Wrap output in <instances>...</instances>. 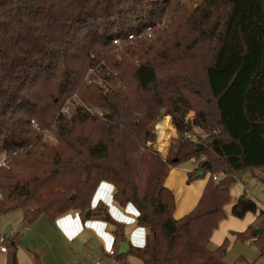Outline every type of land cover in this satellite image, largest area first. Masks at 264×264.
Wrapping results in <instances>:
<instances>
[{"label": "trees", "instance_id": "obj_1", "mask_svg": "<svg viewBox=\"0 0 264 264\" xmlns=\"http://www.w3.org/2000/svg\"><path fill=\"white\" fill-rule=\"evenodd\" d=\"M180 12L176 0H0V154L7 156L0 158L7 163L0 167V217L20 210L27 226L41 215L53 225L84 209L82 221L102 217L112 229L113 257L125 264L126 256L116 255L126 241L123 226L103 206L90 211L98 184L107 181L113 202L132 204L136 225L146 229L145 245L130 247L129 255L142 264H224L227 244L209 248L219 224L227 215H264L245 195L233 205L229 197L235 172L264 169V0H202L187 15ZM166 15L176 18L173 32L155 45L145 30ZM113 40L126 44L133 64L115 58ZM192 58L202 63L196 70ZM101 61V84H86L88 70ZM163 69L167 74L159 76ZM77 89L98 114L81 106L71 117L58 114ZM86 89L97 93L94 102ZM190 95L206 108L186 121ZM163 115L172 117L178 150L163 162L138 158L132 178L128 151ZM50 128L58 147L43 142L41 131ZM194 129L203 134L194 139ZM61 145L72 154L63 156ZM190 161L197 164L190 180L196 172L209 179L195 209L174 220L164 181L171 168ZM145 163L159 172H143L140 186L135 181ZM236 238L253 240L264 257V220ZM3 245L5 264H18L17 236H4Z\"/></svg>", "mask_w": 264, "mask_h": 264}, {"label": "rangeland", "instance_id": "obj_2", "mask_svg": "<svg viewBox=\"0 0 264 264\" xmlns=\"http://www.w3.org/2000/svg\"><path fill=\"white\" fill-rule=\"evenodd\" d=\"M202 0H176L178 3V8L181 10L180 14L176 16H185L189 11L196 8L198 4L201 3ZM174 16H164V19L159 22L160 24L155 25L152 30V38H147L145 33V37L149 42H152L155 45H158L159 40L163 39L164 34L168 31L173 32L172 22L176 20ZM146 31V30H145ZM129 39V38H128ZM187 41H190V36H187ZM148 42V43H149ZM130 44V41L129 43ZM131 45V44H130ZM114 49L112 54L116 59L121 60L124 56L128 58L130 64L135 61L134 58L126 55L124 53V49L126 44H121L119 41L117 44H114ZM193 57H196L193 55ZM189 62H192L191 66L196 70L200 67L202 63L196 62V59H191ZM106 69L105 64L101 61L95 68H91L88 70L84 82L86 84L89 81H92L96 84H101L99 81L101 80V69ZM170 68L178 69L177 65H171ZM173 70V69H171ZM110 74V71H108ZM159 76L163 74H167L166 71L159 70ZM82 84V82H81ZM134 84V83H133ZM79 89H77L71 97L66 99L61 105L58 114H60L61 108L64 104H68L71 106V110L74 111L78 106L83 107L84 110L87 111L89 109L91 112L95 113L98 108L90 107L85 105L78 96ZM84 96H90L92 100H87L88 102H94L97 99V93L86 89L83 91ZM191 102V109H189L185 120L190 121L193 120L194 116L200 109L206 108V101H196V98H192L189 96ZM86 107H85V106ZM88 107V108H87ZM211 107V106H210ZM88 112V111H87ZM163 112V111H162ZM168 118V121H171L172 117L170 115H163L157 118L151 124L149 123L145 127L146 135H149L147 138H144L141 133H138L137 139L140 140L141 144L136 148V150L131 149L128 151V154L132 160L131 169H132V178L133 172L135 169V162L138 158H155L157 161L163 162L166 158L171 157L177 152L179 147V136L176 131V135L174 138H169L171 133V125L170 129L165 134V138L162 143L158 140L157 134V126L161 123L164 118ZM172 124V123H171ZM92 123L85 122L84 126L92 128ZM173 126V125H172ZM168 127V126H167ZM174 127V126H173ZM175 128V127H174ZM212 130L210 131L212 133ZM88 132L87 128L83 130V134ZM193 138L195 139L199 135L203 133L197 129H194ZM41 135L43 137V142L48 144L50 147H58L60 146V142L56 135V130L54 128L45 129L41 131ZM167 141V142H166ZM195 141V140H193ZM164 144V147L161 149L160 147ZM206 144V143H204ZM161 145V146H160ZM62 146V155L69 156L72 154V151L69 148ZM1 157H7L6 155L0 154ZM129 159V158H128ZM129 161H131L129 159ZM194 162L190 161L186 163L187 167L193 168ZM7 165V163H6ZM144 168H139V176L137 177L135 183L138 185H142L141 183V175L143 172L151 173L159 172L157 169L151 168L152 165L150 163H145ZM6 168V166H5ZM218 176V175H216ZM219 177V176H218ZM235 181L229 187V197H230V205H233L235 200H237L240 196L245 195L247 198L251 199L253 202L257 204L259 209L264 207V169H254L251 171H239L234 173ZM87 179V176L84 180ZM82 180V181H84ZM112 185L110 182L103 181ZM145 182V180H144ZM101 183V182H100ZM99 183V184H100ZM98 184V186H99ZM97 186V187H98ZM113 189L114 186L112 185ZM97 189V188H96ZM96 191V190H95ZM92 192L90 191V194ZM95 193V192H94ZM89 194V193H88ZM94 195V194H93ZM93 197V196H92ZM1 200V196H0ZM82 201H87L88 198H82ZM85 204H83L84 206ZM132 205V204H131ZM230 206H226L224 211L229 213ZM84 209L78 211V214L83 213ZM75 213V212H70ZM81 216V215H80ZM264 220V215L262 217H258V214H248L243 219H233L227 215V218L223 220L218 229L213 233L211 244L209 248L211 251H216L218 247H220L223 243L227 244L226 253L223 258L224 264H264V257H260L259 250L257 246L252 241L243 242L236 238V234L243 233L248 226L253 225L257 226L261 221ZM51 224L49 223V219L46 215H41L38 219L30 226H27L23 221V214L20 210H13L3 214L0 217V239L4 237V233L7 228H10L11 236H17V252L16 259L18 264H110V260L107 258H100L96 260L94 258H90L89 254L94 253L95 251H89L86 249L83 243L76 242L73 246H66L57 236L56 232L50 229ZM85 237V236H84ZM83 237V238H84ZM82 248V249H81ZM92 255V254H91ZM37 257V259L35 258ZM84 258V259H83ZM0 264H5V254L0 251ZM111 264H118L115 261H112Z\"/></svg>", "mask_w": 264, "mask_h": 264}, {"label": "crops", "instance_id": "obj_3", "mask_svg": "<svg viewBox=\"0 0 264 264\" xmlns=\"http://www.w3.org/2000/svg\"><path fill=\"white\" fill-rule=\"evenodd\" d=\"M169 123L172 128L171 121H169ZM173 128L172 135L169 138H174L176 135V131L174 133ZM186 163L171 168L164 181V187L172 193L174 198V209L172 212L174 220L185 217L195 209L209 179L208 174L203 178L198 175L200 172H196L194 178L190 180L188 173L195 171V169H197V164L195 163L194 167L190 168L186 166ZM112 192V185L101 182L91 199L90 211L103 206L109 217L114 222L123 226L122 234L129 248H142L146 241V229L136 225V209L131 204H127L124 207L118 206L113 202ZM50 229L56 232L59 239L66 246H72L74 248L73 245L79 241L80 244L83 243L89 251L94 250L95 252L91 253L92 255L89 254L90 258L96 260L107 258L110 260V264L112 261L117 262L113 256L107 253L108 250L112 249L114 237L112 229L103 221L102 217H90L82 221L78 212L68 213L57 218L53 225L50 226ZM128 253L125 255V264H142L140 259ZM117 263L121 264L119 262ZM99 264L102 263L99 262Z\"/></svg>", "mask_w": 264, "mask_h": 264}, {"label": "built area", "instance_id": "obj_4", "mask_svg": "<svg viewBox=\"0 0 264 264\" xmlns=\"http://www.w3.org/2000/svg\"><path fill=\"white\" fill-rule=\"evenodd\" d=\"M145 35H146V37L149 38V39L152 38V29H151V27H148V28L146 29V31H145ZM129 39H131V36H129ZM113 43H114V44H117V43H118V40H113ZM71 106H72V105L69 106L68 104H64V106H63V107L61 108V110H60V114L63 115V116H65V117H71L72 114H73V111L71 110ZM87 111H88L90 114H98V111H96L95 113L91 112L89 109H87ZM5 166H6V161L0 159V167H5ZM212 179H213L214 181H216L218 178H217L216 176H213ZM251 241H253V240H251ZM0 251H1L2 253L5 252V247H4V245H3V238L0 239ZM107 253H108V255L113 256L114 251H113L112 249H110V250H108Z\"/></svg>", "mask_w": 264, "mask_h": 264}, {"label": "water", "instance_id": "obj_5", "mask_svg": "<svg viewBox=\"0 0 264 264\" xmlns=\"http://www.w3.org/2000/svg\"><path fill=\"white\" fill-rule=\"evenodd\" d=\"M198 175L202 176V173H198ZM73 197V196H72ZM88 215H90V211L88 212ZM257 231H255V235H256ZM10 234V228L8 227L6 232L4 233V236H8ZM129 251V245L127 242H120L118 244L117 250H116V255L117 256H124L128 253Z\"/></svg>", "mask_w": 264, "mask_h": 264}, {"label": "bare ground", "instance_id": "obj_6", "mask_svg": "<svg viewBox=\"0 0 264 264\" xmlns=\"http://www.w3.org/2000/svg\"><path fill=\"white\" fill-rule=\"evenodd\" d=\"M167 126H168V118H164V120L158 124L157 126V134H158V140L160 143L163 142L165 138V134L167 132ZM161 146V145H160ZM164 147V144L160 147L161 149Z\"/></svg>", "mask_w": 264, "mask_h": 264}]
</instances>
